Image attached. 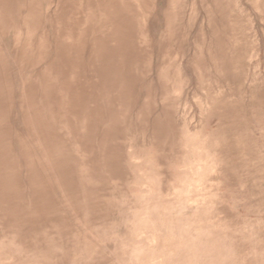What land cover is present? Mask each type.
<instances>
[{
    "label": "rangeland",
    "instance_id": "obj_1",
    "mask_svg": "<svg viewBox=\"0 0 264 264\" xmlns=\"http://www.w3.org/2000/svg\"><path fill=\"white\" fill-rule=\"evenodd\" d=\"M177 1L0 0V264H264V0Z\"/></svg>",
    "mask_w": 264,
    "mask_h": 264
},
{
    "label": "bare ground",
    "instance_id": "obj_2",
    "mask_svg": "<svg viewBox=\"0 0 264 264\" xmlns=\"http://www.w3.org/2000/svg\"><path fill=\"white\" fill-rule=\"evenodd\" d=\"M177 1V0H176ZM38 2V1H37ZM178 2V1H177ZM264 2V1H263ZM19 8H21V7H19ZM25 11V10H24ZM25 15V14H24ZM24 17V16H23ZM141 17V16H140ZM25 19V18H24ZM22 22H24V21H22ZM26 23V22H25ZM21 26V25H20ZM23 27V26H22ZM23 29V28H22ZM0 64H1V62H0ZM3 64V63H2ZM44 79V78H43ZM43 89H44V87H43ZM46 89H48L47 87L45 88V90ZM180 89V88H179ZM173 91V90H172ZM170 93V92H169ZM31 94H32V92H31ZM227 94V93H226ZM39 95V94H38ZM26 96H28V95H26ZM29 96H31V95H29ZM28 96V97H29ZM37 96V95H36ZM34 97H35V95H34ZM40 97V96H39ZM30 98V97H29ZM28 101V100H27ZM29 103V102H28ZM24 104V103H23ZM33 104V103H32ZM46 125V124H45ZM43 127V126H42ZM13 130V129H12ZM26 133H28V132H26ZM47 136V135H46ZM21 138H23V136L21 137ZM48 140V139H47ZM194 143V142H193ZM25 144V143H24ZM22 176V175H21ZM56 182V181H55ZM26 183V182H25ZM176 251V250H175ZM77 253V252H76ZM167 253V252H166ZM170 253V252H169ZM150 254H153V253H150ZM170 255H171V253H170ZM152 259H154V258H152ZM151 259V260H152Z\"/></svg>",
    "mask_w": 264,
    "mask_h": 264
}]
</instances>
